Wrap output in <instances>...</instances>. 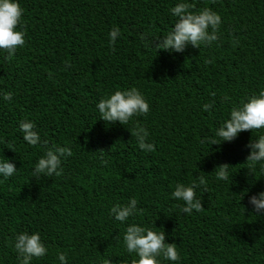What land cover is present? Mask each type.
Segmentation results:
<instances>
[{
	"label": "trees",
	"instance_id": "trees-1",
	"mask_svg": "<svg viewBox=\"0 0 264 264\" xmlns=\"http://www.w3.org/2000/svg\"><path fill=\"white\" fill-rule=\"evenodd\" d=\"M19 2L26 44L12 58L0 51V94H14L0 99V158L18 170L0 178V262L17 264L12 240L27 231L39 232L49 248L33 264H59L58 250L69 264H132L122 246L126 225L108 210L134 197L143 214L130 222L164 231L181 254L179 264H264V217L248 204L264 190V177L248 171L244 147L264 129L221 145L200 143L232 103L264 88V0H189L195 10L221 15L218 40L171 53L139 36L166 34L177 0ZM113 27L122 35L109 46ZM130 87L143 93L149 113L126 125L100 120L96 103ZM212 100L213 113L201 111ZM25 119L50 146L71 148L61 176H32L42 149L23 141L19 122ZM136 127L147 129L154 152L139 149ZM221 164L229 165L227 182L215 178ZM199 177L206 181L204 208L182 214L169 193L177 182Z\"/></svg>",
	"mask_w": 264,
	"mask_h": 264
},
{
	"label": "clouds",
	"instance_id": "clouds-1",
	"mask_svg": "<svg viewBox=\"0 0 264 264\" xmlns=\"http://www.w3.org/2000/svg\"><path fill=\"white\" fill-rule=\"evenodd\" d=\"M169 12L175 20L166 34L152 39H149L147 34H141L139 39L142 43L146 42L156 51L164 50L171 53L183 52L187 45L198 49L201 46L210 48L218 40L222 17L212 8L195 10V6L189 0H177L175 5L169 8ZM23 13L24 9L19 0H0V51L6 52L8 58H12L17 50L22 49L26 44ZM18 28L20 30H17ZM121 35L120 28L113 27L108 33L109 46H114ZM156 40L159 42L154 43ZM233 42L239 43L238 40ZM209 63L212 61L205 60V64ZM13 95L11 91L3 92L0 94V99L11 101ZM211 95L215 96V93ZM229 99L227 96L223 97L224 101ZM95 107L100 120L108 123L118 122L121 125L128 124L134 117L147 115L150 111L149 102L136 87L115 90L101 98ZM215 107V100H212L204 103L201 111L211 115ZM261 129H264V88L246 96L239 103H232L227 118L219 123L212 135L202 137L200 143L209 146L221 145L234 141L242 132L252 133L253 130ZM19 131L28 146L42 149V154L32 169V176L36 178L61 176L64 171L63 161L73 155L71 148L55 144L50 146L47 140L41 138L36 124L28 119L19 122ZM132 134L136 137L140 150L145 152L156 150L155 144L148 142L147 129L136 127ZM244 147L248 149L246 156L248 171L251 174L258 172L264 177V132L251 136ZM17 171L12 160L0 158L2 180L9 179ZM231 176L228 164H221L215 168L217 180L227 182ZM205 185L206 181L203 177L190 183L177 182L169 193V199L177 202V209L182 214L192 215L194 211L201 212L204 208L202 194L206 190ZM248 204L254 216L264 217V190L249 196ZM108 214L114 221L126 225L121 238L122 246L133 258L132 264H162L163 261L179 264L181 254L174 243L166 242L164 231H157L154 224L149 227L142 223L130 222L143 214V209L138 207L136 198H130L124 204H113ZM12 248L16 253L17 264H33L34 260L42 259L49 254V248L39 232L22 231L14 234ZM55 259L59 264H69L67 253L63 251L58 250ZM105 264H110L109 260Z\"/></svg>",
	"mask_w": 264,
	"mask_h": 264
}]
</instances>
